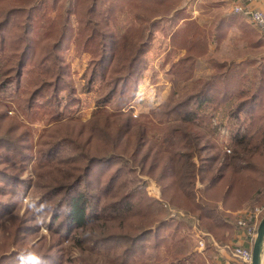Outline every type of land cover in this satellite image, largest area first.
I'll return each instance as SVG.
<instances>
[{
    "label": "trees",
    "instance_id": "obj_1",
    "mask_svg": "<svg viewBox=\"0 0 264 264\" xmlns=\"http://www.w3.org/2000/svg\"><path fill=\"white\" fill-rule=\"evenodd\" d=\"M185 1L73 0L65 19L51 23L45 20L49 0H0V264H15L13 259L29 253L39 264H57L63 238L81 249L86 242L99 249L109 245L127 260L151 238L157 249L160 235L161 241L184 246V230L192 226L223 242L226 210L239 211L252 202L255 209L264 202V78L210 59L211 76L195 80L199 59L209 55V40L194 21L179 28ZM124 12L138 25L117 37L113 25ZM163 20L170 23V45L186 52L167 77L193 83L194 91L142 121L129 108ZM72 45L79 54H90L88 87L101 84L105 90L89 124L63 122L68 109L79 105L64 58ZM65 93L71 101L63 115L55 113V128L34 145L27 125L11 114L14 101L34 113L39 98L61 108ZM208 106L214 112L223 107L225 116L237 121L236 126L223 121L231 130L230 153L227 149L223 157L211 152L207 139L214 114ZM152 132L160 138L153 140ZM36 157V181L21 179ZM143 178L156 182L161 200L148 194ZM30 183L40 193L39 214L51 215L50 245L42 237L29 247L39 227L34 219L31 224L32 215L19 218L17 200ZM15 249L20 253L5 256ZM212 251L208 244L210 258ZM197 258L199 264L207 262Z\"/></svg>",
    "mask_w": 264,
    "mask_h": 264
},
{
    "label": "rangeland",
    "instance_id": "obj_2",
    "mask_svg": "<svg viewBox=\"0 0 264 264\" xmlns=\"http://www.w3.org/2000/svg\"><path fill=\"white\" fill-rule=\"evenodd\" d=\"M49 1L50 2L46 5L47 14L45 20L53 23L56 22L59 17L65 19V13L69 9L70 3L73 0H56L55 2L57 4H55V6L53 5L54 0ZM71 20L73 28L76 29L78 26V20L75 15H72ZM160 24H162L165 29L163 28L162 30L156 32L153 48L147 55L148 66L143 83L139 85L137 97L131 103L132 105L129 108L136 116H140L142 121H148L144 116H149L153 111L163 108V105L167 102H176L178 99L185 97L194 91L193 83H181L180 81L178 82L176 78L174 83L173 80L171 81L168 79L167 72L171 68V64L177 62L178 59L184 56L186 52L185 50H176L170 46L169 30H167L170 23L167 20H163ZM137 25L138 23L135 22L134 16L129 12H124L113 25V29L117 34V37H120L124 34L128 27H137ZM183 27L184 24L181 25L180 29ZM212 52L218 59H223V49L221 51H217L215 49ZM64 58L66 63H68L71 67L74 80L73 87L76 91L77 98L79 97V105L68 109V112L64 114L63 122L72 120L78 125L89 124L99 111L98 100L104 94V87L101 84H94L92 87H88L87 85L86 68L90 59V54H79L78 51H76L75 45H72L70 50L64 53ZM213 71L214 69L209 65L206 59H199L195 73V80H206L211 76ZM249 74L252 75L251 72H249ZM250 84L256 83L251 82ZM186 85L187 89H184ZM12 91L14 90L12 89ZM62 99V107L54 109L55 107L53 106L51 108L44 105L45 100L39 98L37 101V106L39 107H37L36 110L34 109V113L26 112L25 108L18 107V103L14 101V104L11 107V114L13 117L16 116L21 122L27 125L33 136L32 139L34 145H36L37 142H40L41 138H43V136L50 130L55 128V113H57L56 116L63 115V107L71 101V99H67V93L64 94ZM208 107V110H210V112L212 111L214 114L212 123L209 125L207 130V139L214 147V150L211 152L223 157V152L227 149L230 150L231 148V130L223 124V121L230 124L232 123L235 126L237 121L234 118L228 119V117L225 116V112H223V107L215 112L210 106ZM101 114H105L104 110H102L99 115L101 116ZM103 115L99 119H101ZM242 125V129L245 130L248 125V121L246 120ZM150 137H152L153 140H158L160 138V134L152 132ZM37 148V146H34L35 152L39 151ZM37 162H39L38 157H36V159L27 166V170L23 176H21V179L25 181L30 179L34 182L36 181L38 167ZM143 179L147 182L148 194L152 198L158 197L160 188L156 182L147 178ZM22 190H24L23 196L21 199L17 200L19 218L30 219L32 215L31 224L33 225L34 219V225L39 227L37 233L34 235V238L32 236L29 240V247H31L35 242H38L42 237H47L48 245H50L52 243V234L48 225L51 222V215L42 216L39 214L38 200L40 193L37 191V187H33V184L30 183V186L26 188V190L24 186L21 191ZM36 201L37 203L35 205L34 202ZM252 204L255 203L252 202ZM257 205H259L258 207L262 205L264 206V202L259 201ZM251 209L253 210L254 206L251 207ZM194 224L195 223L193 222V225ZM2 228L3 227L0 228V238L3 236ZM198 229L199 228H197V226L185 229V243L184 246L182 243L179 247L174 246V243H172L170 239L168 243L167 239L161 241L162 236L160 235L158 236L160 246L155 249L156 239L151 238L145 244L140 245L138 249L136 248V250H138L137 253L129 260L125 258L122 252L109 245H105V247L99 249L95 248L92 242H86L84 247L81 249L74 247L72 240L63 238L61 245V258L59 260L57 259V264L58 261H60L59 264H199L197 263V257H199V255L206 259L207 262L205 264H220L219 261L212 263V258H210L208 253L205 252L206 242L203 239V234L199 232L200 229ZM85 235L89 237V230H87ZM98 235L99 232L96 233L95 236ZM200 242L205 243L203 248H201ZM180 248H182V250ZM12 252L20 253L17 249H15L10 253L8 252L5 256H10ZM12 261H14L15 264H22L19 257L13 259ZM8 262L5 261L4 264H11Z\"/></svg>",
    "mask_w": 264,
    "mask_h": 264
},
{
    "label": "crops",
    "instance_id": "obj_3",
    "mask_svg": "<svg viewBox=\"0 0 264 264\" xmlns=\"http://www.w3.org/2000/svg\"><path fill=\"white\" fill-rule=\"evenodd\" d=\"M235 5H244V1L186 0L180 8L182 17L185 18L181 20L179 28L190 20L206 32L207 38L210 40V52L203 59H206L208 63L210 59H215L223 64L247 67L252 74H258L264 78V33L260 32L251 23L250 15L247 12L244 14L235 13L233 10ZM251 9L264 12V1L252 5ZM215 49L217 51L223 49L222 60L213 54L212 51ZM223 112H225V109ZM199 187L201 186L199 185ZM161 196L159 190L156 199L161 200ZM258 206L256 204L255 208ZM251 207H253V204L248 203L239 211L223 210L225 211L223 215V242L217 241L211 233L201 231L199 226L197 227L204 236L206 249L207 244L212 247V263L219 261L220 264H234L231 248L235 245L248 248L252 246L251 240L245 235L244 230L238 226L240 219H249L252 211ZM260 207L264 208L263 205ZM220 208L222 209L221 205ZM249 221L252 222V220Z\"/></svg>",
    "mask_w": 264,
    "mask_h": 264
},
{
    "label": "built area",
    "instance_id": "obj_4",
    "mask_svg": "<svg viewBox=\"0 0 264 264\" xmlns=\"http://www.w3.org/2000/svg\"><path fill=\"white\" fill-rule=\"evenodd\" d=\"M244 5H235L233 10L235 13L244 14L248 13L250 15L251 23L262 33H264V12L261 10H252L251 6L260 3L264 0H243ZM135 115V114H134ZM136 116V115H135ZM230 153V150H227ZM264 214V208L257 207L250 212L249 219H240L238 221V226L242 228L245 235L251 240V247H244L241 245H235L231 248V255L234 264H252V248L254 241L257 237V231L259 223ZM249 220H252L249 221ZM201 248L205 246L204 242H200Z\"/></svg>",
    "mask_w": 264,
    "mask_h": 264
},
{
    "label": "water",
    "instance_id": "obj_5",
    "mask_svg": "<svg viewBox=\"0 0 264 264\" xmlns=\"http://www.w3.org/2000/svg\"><path fill=\"white\" fill-rule=\"evenodd\" d=\"M263 254H264V216L259 223L257 237L253 244L252 264H263Z\"/></svg>",
    "mask_w": 264,
    "mask_h": 264
},
{
    "label": "clouds",
    "instance_id": "obj_6",
    "mask_svg": "<svg viewBox=\"0 0 264 264\" xmlns=\"http://www.w3.org/2000/svg\"><path fill=\"white\" fill-rule=\"evenodd\" d=\"M19 259L22 264H39L38 257L34 253H29L26 257L20 255Z\"/></svg>",
    "mask_w": 264,
    "mask_h": 264
}]
</instances>
